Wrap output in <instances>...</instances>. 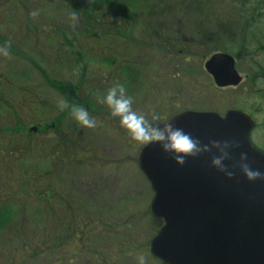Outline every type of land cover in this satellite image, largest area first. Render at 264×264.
I'll return each mask as SVG.
<instances>
[{"label":"rangeland","instance_id":"rangeland-1","mask_svg":"<svg viewBox=\"0 0 264 264\" xmlns=\"http://www.w3.org/2000/svg\"><path fill=\"white\" fill-rule=\"evenodd\" d=\"M63 7L56 9L61 18L67 16ZM0 11V130L14 127L0 133V207L6 205L12 214L11 222L0 229V264H138V256H143L144 264H156L148 251L155 231L149 213L144 211L153 191L137 165L142 145L131 140L119 117L110 115L103 96L110 87L122 85L132 109L142 114L150 131L155 129L154 123L165 122L180 110L221 113L234 106L264 107V100L252 95L253 91L218 90L204 68L210 55L225 47L223 38L259 36V32L264 36V25H256L264 21H251L255 25L249 26L248 32L234 21L228 30L223 23L207 26L214 32L210 37L194 36L176 25L167 39L164 31L170 27L171 18H162L158 11L137 7L126 16L116 8L102 13L109 18L103 19V35L82 41L80 47L87 64L83 87L90 91L89 96L85 92V98L97 111L89 116L95 127L80 125L77 129V146L90 151L91 164L72 172L54 155L50 137L28 132L38 124H50L61 110L58 102L62 99L46 86L36 64L57 80L73 75L69 64L61 55L46 54L43 44L27 36L20 16H14L8 7ZM47 12L36 0L28 7L37 23L51 16L52 12ZM116 30L129 32L124 37ZM160 41L169 47L166 51L161 52ZM131 69L138 70L137 78L128 77ZM262 116L264 113L257 115V120ZM261 133L264 126L260 125L254 134ZM24 170H49L51 180L35 186L63 199L64 194L73 196L69 209L78 215L76 224L80 227L76 225L77 231L70 232L77 235L67 236L57 247L42 236L43 232H61L64 204L60 207L56 203L59 200L53 198V215L43 212L39 200L28 195L27 186L30 189L33 184L22 179ZM83 236L84 245L70 248L66 244Z\"/></svg>","mask_w":264,"mask_h":264},{"label":"water","instance_id":"water-1","mask_svg":"<svg viewBox=\"0 0 264 264\" xmlns=\"http://www.w3.org/2000/svg\"><path fill=\"white\" fill-rule=\"evenodd\" d=\"M204 68L219 87L240 80L226 53L212 54ZM167 123L209 150L185 157L181 165L159 143L140 148L137 164L153 190L149 211L163 222L149 241L150 253L162 264H264V178L248 180L241 170L247 164L264 172V153L249 141L251 119L237 110L225 116L181 110L156 128ZM221 149L230 178L211 165Z\"/></svg>","mask_w":264,"mask_h":264},{"label":"trees","instance_id":"trees-1","mask_svg":"<svg viewBox=\"0 0 264 264\" xmlns=\"http://www.w3.org/2000/svg\"><path fill=\"white\" fill-rule=\"evenodd\" d=\"M33 1L35 0H0V9L8 7L9 11H11L14 16H20L27 26V36L33 37L36 43L43 44L46 54L52 56H57V54L61 55L69 64L70 73L73 75L67 78V80L50 78L48 74L45 73V70L40 65L36 64V67L41 71L46 86L52 89L63 101H65L68 107L64 110H59L50 124H38L37 130L32 134L43 133L48 138L50 137L52 140L50 146L53 148L54 155L58 156L60 164L63 163L67 166V171L71 169L72 172L77 170V167L84 168L91 164L89 159L91 157L90 151L84 149L80 150L77 146V140L80 138V135H77L76 131L80 124L72 117L70 109L73 106H82L88 112L89 116L97 111L93 102L85 98V92H87V90L84 91L83 84L87 64L84 62L86 54L80 47L82 41L88 38H100L103 35L100 33V29L103 28L102 24L105 25L103 19L106 20L109 18H105L106 16L102 17V13L110 11L111 8H116L121 11L122 16H126L128 11L134 10L137 7L158 11L162 18H171L170 27L164 31V37L167 39L172 37L171 34L175 32L176 25L181 26L184 31L194 36L210 37L214 32H211L208 27L212 25L213 27H217L219 24L226 22L222 26L225 30H228L231 29V26H234L232 24L234 21L243 32H248L251 28H249V26L251 25L247 23L256 20L264 21V4L258 0H36L38 5L44 8V12H52L51 16L46 18L47 20H43L42 23H37L38 19L28 13V7ZM63 4L65 5V8H63L67 12L65 18L59 17L56 12V9ZM97 10L99 12H96ZM182 15L189 16L190 18H182ZM73 16L75 19H73ZM190 20L192 21L188 22ZM182 21L188 23H183ZM79 23L81 24L78 25ZM128 32L129 30H127V32L126 30H116L117 35H122L124 37H126ZM159 45L162 46L161 52L169 48L168 46H163V42L161 41ZM221 50H223L222 47ZM106 62H108V60ZM137 72L138 70L131 69L128 73V77L137 78ZM23 93L25 95L26 91L23 90ZM87 95H90V91L87 92ZM1 101L5 103L4 100ZM11 109L14 116L17 115L15 109L12 107ZM16 118L20 119L18 117ZM17 126L19 125L17 124ZM6 129L7 128L0 130V133L6 131ZM10 129L8 128L7 130ZM49 170L51 171V169ZM49 170H24L23 173H21V177L24 181L33 184V187H30V189L27 186L28 195L39 200L38 203L42 211L49 216L53 215V208H56L54 199L56 201L59 200L56 203L60 207L64 204L62 208L65 210L66 215L61 232H43L42 234L44 238H47L49 244L57 247L68 239L67 236L74 237L77 235V232L70 231H77V229L75 230L76 225L78 226L77 228L80 226L76 224L78 215L75 211L69 209L71 206V198L73 197L72 195L64 194L66 197L63 199L61 196L59 197L57 193L54 194V192L51 191L45 192L46 190L41 191L39 189L40 187L37 188L35 186L36 183H46L51 180ZM144 211L149 213L148 206L144 208ZM149 219L150 222L153 223L152 226L156 232L161 227L162 220L154 218L151 215ZM11 220L12 214L8 207L6 205L0 207V229L6 227ZM82 233L86 235V232L83 231ZM33 242L35 244L37 243L35 240H33ZM22 243L24 242L22 241ZM66 244L70 245V248L76 244L84 245V236L81 237L80 241L71 238L66 241ZM151 257L153 260L155 259L156 264H161V262L152 255Z\"/></svg>","mask_w":264,"mask_h":264},{"label":"clouds","instance_id":"clouds-1","mask_svg":"<svg viewBox=\"0 0 264 264\" xmlns=\"http://www.w3.org/2000/svg\"><path fill=\"white\" fill-rule=\"evenodd\" d=\"M73 19H75L74 16ZM102 102L108 106L112 117H119L121 126L131 140L144 146L150 143H159L164 152L174 154V160L177 164L182 165L185 157H195L201 152L209 150L207 144L201 145L199 140L194 139L180 128H174L170 123L165 124L163 130L156 128L150 131L145 125L142 114L132 109L131 98L125 95L122 85H116L107 89ZM58 107L64 110L68 105L65 101L61 100L58 102ZM70 113L80 125L88 128L95 127L96 122L89 117L88 112L82 106L71 107ZM210 143L213 147L219 146L218 141H210ZM225 146H227V143H225ZM225 156L226 153L221 149L220 156L212 157L211 165L219 171L224 172L230 178L233 173L226 171L222 165V160ZM246 159V153H241V160ZM241 170L248 180L264 178V172L252 170L247 164H242ZM137 261L138 264H144L143 256H138Z\"/></svg>","mask_w":264,"mask_h":264},{"label":"flooded vegetation","instance_id":"flooded-vegetation-1","mask_svg":"<svg viewBox=\"0 0 264 264\" xmlns=\"http://www.w3.org/2000/svg\"><path fill=\"white\" fill-rule=\"evenodd\" d=\"M258 1L264 4V0ZM247 24L255 25V22ZM256 25H264V22H257ZM259 34V36L223 38L222 42L226 43V46L220 52L227 53L233 58L235 70L241 77V80L235 87L215 86L218 90L223 91L233 88L242 92L253 91L254 94L251 93L252 95L264 100V36H261L260 32ZM231 109L240 111L251 119L252 126L249 130V141L253 147L264 153V133H261V136L254 134L260 125L264 126V116H262L261 121H258L256 118L257 115L260 116L261 113H264V107L246 109L243 106H234L226 108L224 112L218 114L224 116Z\"/></svg>","mask_w":264,"mask_h":264}]
</instances>
